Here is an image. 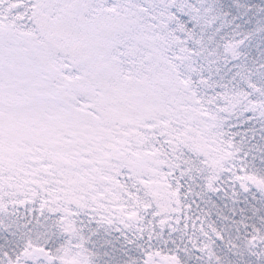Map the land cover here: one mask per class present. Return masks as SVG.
I'll return each mask as SVG.
<instances>
[{
    "label": "snow or ice",
    "instance_id": "obj_1",
    "mask_svg": "<svg viewBox=\"0 0 264 264\" xmlns=\"http://www.w3.org/2000/svg\"><path fill=\"white\" fill-rule=\"evenodd\" d=\"M0 264H264V0H0Z\"/></svg>",
    "mask_w": 264,
    "mask_h": 264
},
{
    "label": "trees",
    "instance_id": "obj_2",
    "mask_svg": "<svg viewBox=\"0 0 264 264\" xmlns=\"http://www.w3.org/2000/svg\"><path fill=\"white\" fill-rule=\"evenodd\" d=\"M241 131H243V129H241Z\"/></svg>",
    "mask_w": 264,
    "mask_h": 264
}]
</instances>
